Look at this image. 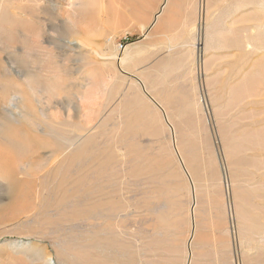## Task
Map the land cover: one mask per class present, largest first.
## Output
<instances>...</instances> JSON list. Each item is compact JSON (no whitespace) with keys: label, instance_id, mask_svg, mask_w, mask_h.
I'll return each mask as SVG.
<instances>
[{"label":"rangeland","instance_id":"374dc122","mask_svg":"<svg viewBox=\"0 0 264 264\" xmlns=\"http://www.w3.org/2000/svg\"><path fill=\"white\" fill-rule=\"evenodd\" d=\"M161 2L0 0V264H264V0Z\"/></svg>","mask_w":264,"mask_h":264},{"label":"bare ground","instance_id":"6f19581e","mask_svg":"<svg viewBox=\"0 0 264 264\" xmlns=\"http://www.w3.org/2000/svg\"><path fill=\"white\" fill-rule=\"evenodd\" d=\"M168 0H162L158 10L153 14V17H152V24L154 25L161 17V14L165 8V5L167 3ZM165 114V113H164Z\"/></svg>","mask_w":264,"mask_h":264}]
</instances>
